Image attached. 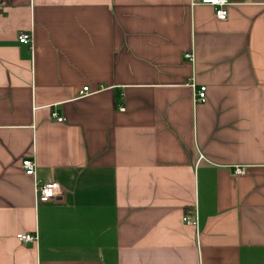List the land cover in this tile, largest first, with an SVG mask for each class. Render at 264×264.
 <instances>
[{"label": "crops", "instance_id": "obj_1", "mask_svg": "<svg viewBox=\"0 0 264 264\" xmlns=\"http://www.w3.org/2000/svg\"><path fill=\"white\" fill-rule=\"evenodd\" d=\"M0 264H264V0H0Z\"/></svg>", "mask_w": 264, "mask_h": 264}, {"label": "built area", "instance_id": "obj_2", "mask_svg": "<svg viewBox=\"0 0 264 264\" xmlns=\"http://www.w3.org/2000/svg\"><path fill=\"white\" fill-rule=\"evenodd\" d=\"M193 4H207L211 5L214 8L215 15L222 20L228 18L229 15V6L230 0H192ZM20 42L31 43L33 39L32 33L24 32L19 35ZM187 58L193 60L194 55L192 52L185 54ZM191 85L194 87V101L196 103H203L207 100V86L200 85L197 86L194 81L191 82ZM95 91L91 90L88 85L84 86L81 91V95L91 94ZM52 115L56 117L59 121L65 120V117L58 115L57 112H52ZM22 168L25 173L31 175L35 179V194L36 198L40 202L48 201L57 196L63 195L64 191L62 186L56 181L41 182L37 178V163L36 160L31 156H26L22 159ZM245 169L242 166H236L233 170L234 177L237 179L240 175L244 174ZM184 220L188 223L198 225L199 217L198 211L194 210V214L190 216L186 214ZM17 238L23 242H34L38 240V235L30 232H19L17 233Z\"/></svg>", "mask_w": 264, "mask_h": 264}]
</instances>
